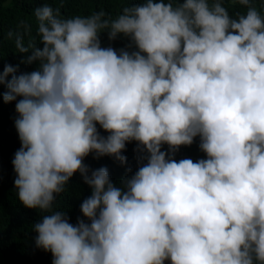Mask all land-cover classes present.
I'll use <instances>...</instances> for the list:
<instances>
[{
	"label": "clouds",
	"instance_id": "1",
	"mask_svg": "<svg viewBox=\"0 0 264 264\" xmlns=\"http://www.w3.org/2000/svg\"><path fill=\"white\" fill-rule=\"evenodd\" d=\"M32 2V0H29ZM50 0L33 14L42 48L8 32L35 71L0 72L17 101L12 161L21 203L53 264H264V8L258 0H144L115 17H64ZM264 3V0H261ZM244 11L235 16L227 5ZM130 37L136 51L101 46ZM3 41L0 39V49ZM9 76L11 79H9ZM97 124L109 133L99 134ZM200 137L207 159L178 162ZM138 142L147 163L116 186L84 158ZM92 189L73 225L53 211L75 173Z\"/></svg>",
	"mask_w": 264,
	"mask_h": 264
},
{
	"label": "trees",
	"instance_id": "2",
	"mask_svg": "<svg viewBox=\"0 0 264 264\" xmlns=\"http://www.w3.org/2000/svg\"><path fill=\"white\" fill-rule=\"evenodd\" d=\"M50 0H0V72L7 65L18 68L17 75L24 72L35 71L39 68V61L27 63L28 57L32 55L30 49L27 53H21L15 48L14 40L8 39V32L21 31V23L31 26L30 32L25 35L24 41L27 46L31 40L37 48H42L37 30V21L33 14L38 7L44 6ZM144 0H56L52 3L54 8L59 7L64 17L88 16L93 12L104 10L115 17L124 7L143 3ZM183 2V0H180ZM257 8H264V3L258 0ZM230 14L244 11L239 5H227ZM101 46L112 47L117 52L121 49L136 51L135 45L130 37L120 34L116 40H110L107 30L100 33ZM9 79L11 77L9 76ZM6 85H0V264H53V255L50 251L37 247L36 237L38 233L34 225L42 221L43 216L49 214L40 209L25 207L18 196L15 186L17 174L14 170L13 159L15 153L21 148L15 121L19 114L16 111L17 101L4 102L2 93L7 92ZM97 129L101 136H108L99 124ZM200 137L194 138L191 145H182L175 151L174 155L167 144L162 145V151L169 152V157L177 162L181 159H191L194 162L207 159L206 153L200 148ZM136 141L126 144L123 155L127 163L123 164L114 156H101L97 158L93 152L84 158V164L91 170L107 168L111 181L118 187H123L122 181L127 177L135 175L139 167L147 163V151L142 150ZM92 194L91 187L86 184L79 172L75 173L65 186V191L56 195L53 211L64 212L69 222L75 225L78 219L90 223L81 212V204L84 199ZM171 264V261H165Z\"/></svg>",
	"mask_w": 264,
	"mask_h": 264
}]
</instances>
